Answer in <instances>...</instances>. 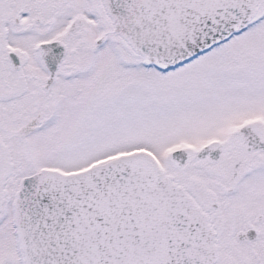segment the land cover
<instances>
[{
    "label": "snow or ice",
    "instance_id": "1",
    "mask_svg": "<svg viewBox=\"0 0 264 264\" xmlns=\"http://www.w3.org/2000/svg\"><path fill=\"white\" fill-rule=\"evenodd\" d=\"M0 264H264V0H0Z\"/></svg>",
    "mask_w": 264,
    "mask_h": 264
}]
</instances>
